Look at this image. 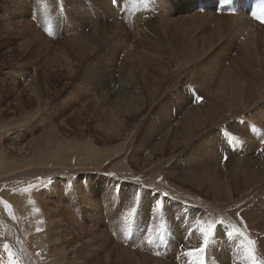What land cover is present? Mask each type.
Listing matches in <instances>:
<instances>
[{"label":"rangeland","instance_id":"1","mask_svg":"<svg viewBox=\"0 0 264 264\" xmlns=\"http://www.w3.org/2000/svg\"><path fill=\"white\" fill-rule=\"evenodd\" d=\"M177 2L0 0V264H8V252L17 264H175L180 251L198 249L193 243L203 240L202 228L217 222L225 234L233 226V184L220 215L208 207L219 193L208 189L211 179L203 175L217 167L206 151L218 125L202 112L192 117L180 99L196 106L201 93L216 92L215 79L205 73L212 65L220 68L217 84L230 65L237 74L236 57L257 72L256 53L244 47L264 50V41H246L225 21L216 27L221 16L211 15L213 6L199 14V0ZM158 8L163 20L156 18ZM143 9L153 16L148 28L134 26ZM146 67L158 86L152 98L140 85ZM161 69L164 80L156 73ZM232 118L233 130L250 131L244 136L260 132L238 120L243 116ZM160 129L162 144L153 135ZM215 155L232 180L236 170ZM185 168L203 169L196 172L203 180H184ZM258 200L263 203L264 193ZM257 248L245 247L254 258ZM204 251L203 264H244L246 254L238 240L223 256Z\"/></svg>","mask_w":264,"mask_h":264},{"label":"bare ground","instance_id":"2","mask_svg":"<svg viewBox=\"0 0 264 264\" xmlns=\"http://www.w3.org/2000/svg\"><path fill=\"white\" fill-rule=\"evenodd\" d=\"M177 1H178L177 3H179L181 5H183L184 2H186V0H177ZM199 2H201L202 4H204L207 7V4L210 2V0H199ZM199 2H197L196 5H198ZM119 4L120 3H118V5H117L118 8L121 7V6H119ZM160 7H162V6H160ZM209 8H211V5H209ZM112 10H113V8H111V12H112ZM158 11L159 12L156 14L157 15L156 18H158V17L161 18L160 16H163L164 13H163L162 9H160V8H158ZM144 12H146V13H144ZM113 13H114V10H113ZM141 14H144L145 17H141V15H138V13H137L136 17L134 16L135 17L133 19L134 20L133 21L134 26L139 27L141 25V26H146L148 28V26L151 25L152 22H154V21H152L153 16L149 15L147 13V9H143V12ZM212 14L215 15V13L213 11H212L211 15ZM200 17L202 18V16H198V18H200ZM214 19L216 20L217 18L214 17ZM217 20L220 21V23L222 21H225L226 24L227 23L231 24V26H233V27H231L230 25L229 26L231 27L232 30L239 29L242 32H244L245 37L246 36L248 37V38L246 37L247 38L246 41H248V39H250L249 37L254 38L258 42L264 41V26L253 23L252 21H250V19L248 18L247 15L221 16L220 19H217ZM218 21L217 22L215 21L216 22L215 25H217L216 27H218V25L223 26L222 23L218 24ZM112 24H113L112 26H115V28H118V19H116ZM221 27L219 29H221ZM227 28H228V26H227ZM229 28H228V30H231ZM225 30H226V28H225ZM219 32H222V30H220ZM232 33H233V31H232ZM151 35L153 36V39L156 41L157 40L156 36L153 34H151ZM239 37H241V36H239ZM102 38H104V37H102ZM158 39H159L160 43L163 41L162 37H158ZM161 46H160V48H161ZM245 49H247L249 52L256 53V69H257V72L254 71L255 66L253 63H251L249 61H245V59L242 56L236 57L235 58L236 60L234 59L235 60L234 62L236 64L237 74L235 75L234 69H233L232 65H230L228 67V70H226L223 73L224 75L222 76L221 83L217 84L216 80L218 77L216 78V76H217L216 74H217V71L220 70V68L212 65V68L211 69L207 68L208 70L205 73L209 74L210 80L215 79V80L211 81V87H213L214 84H215L214 88L218 85L216 88L217 89L216 92H213L212 95L201 93V95H200L201 101L196 106H190V100H187V98H183V99L179 98V99L182 100V102H185L187 105H189L188 107L190 108V110H187V113L189 114V111H191L192 117H195L197 112H202L205 116H208L210 125H214V126L218 125L215 128V132L213 133L212 137H210V139L208 140V145H210V147L207 148V151H206L207 153L211 152L210 158H212L214 160V162L216 163V164L214 163V166L217 165V167L215 166L213 168V170L211 171L212 172L211 175L208 174L209 173L208 171H207L208 172L207 174H203V175H205V177H208V179L209 178L211 179L209 181L212 184L209 183L208 189L210 191H218L219 196L215 200H213L211 202V205L209 204L210 206H208V207L211 210H214L215 212H217V214L221 215L224 212V207L227 206L226 200L231 201V199H232V195L228 194V192L230 190L229 186L232 184H233V187L235 188L234 194H236V196L238 197L236 202H234V203H236L235 207L232 206L231 211H230V218L229 219H230V222H232L233 226L231 228H229L225 234H223V229H225L224 225L223 226L220 225L221 226L220 227L219 225L216 224L217 222H213V223H215L213 226H211V228L213 230V235H212L213 238L209 241V244L205 249H207L208 252L212 256H223V253H224L226 247L230 243H233L235 240H238L243 247V252L246 253L244 258L242 259V263H244V264H257L258 259L264 260V200H263V203H261L262 201L258 200V197L264 193V151H260V149L264 148V143H262L263 140L260 141V136L264 137V111H262V108H261L263 100H264V95H263L264 94L263 93V90H264V50H260V48H256V47L250 48L247 46L244 47V50ZM177 55L173 54L171 56V58H175V57H177ZM165 56H166L165 54H162L160 57V60L165 59ZM200 56H199V58H201ZM168 58L170 59V56ZM160 63H161V61H160ZM162 68H163V66H162ZM140 71H141V77H142V79H141L142 83L140 85L143 87V91H145L147 94L146 98L155 97L156 93L158 92L157 91L158 86H157V83L155 81V78L152 76L151 73L148 72L147 67L142 68ZM164 72H165V69H161L159 72H156V73L159 74V76L161 78H163V80H164V78H165L164 74H163ZM244 72H247L248 75L244 76ZM220 74H221V72H220ZM136 85H134V86H136ZM141 86H140V88H141ZM152 87H156V88H152ZM131 90H133V89H131ZM138 90L141 92V90L138 89L137 87L134 88V91L138 92ZM135 95L142 97V93H141V95L140 94H135ZM142 99L143 98L140 99L141 102H142ZM127 107L129 109L135 107L134 102H131V105H129ZM136 110H139L138 104H137ZM250 111H254V112L250 113ZM238 116L244 117L243 119L240 118L238 120H243V121L245 120L246 123H248V124L250 123L249 125L251 128V132H253V133L256 131H260V132H257L256 134H254V136H251L252 135V133H251V135H250L251 137H250V136H244L243 131H247V133L249 132V134H250V131L245 130L243 128V126L241 127L243 131L236 130L237 128H235L233 130L234 125H232V121H231L233 119L232 117H234L236 119V117H238ZM182 127H183V125H182ZM238 127H240V126H238ZM161 129H163V128H161ZM161 129H160V132L155 131V133H157V134H155V133L153 134L154 137L161 136V140H160L159 144L161 143V141H164V139L166 137V135L163 134L164 131L162 132ZM182 133H183L182 134L183 136L188 137V135H186L183 130H182ZM255 136H256V138H254ZM148 139H145L146 144L148 143ZM149 142H150V140H149ZM163 146H164V144H163ZM253 151H255V152H253ZM215 154H223L224 159H222V160L227 161V163L225 164L226 167H228L229 169L232 167V169L236 170V175L234 177L235 179L233 178L235 181L234 183L232 182L233 179L231 180L230 177L228 178L226 176L224 169L222 167H218L219 165L216 161L221 160V159L217 158V156ZM144 155H145V158H149L151 155H153V151L144 152ZM160 163L161 162H155L156 165H158ZM153 165L151 167H153ZM198 165L200 167L202 164L199 163ZM188 169L189 170H187V168H185L186 171L183 169L185 172H183L181 174V178H183L184 180H187V181H190V180L192 182L195 181L198 185V183H200L203 180L204 176L202 177V175H200V173H196V172H198V171L204 172V170L200 169V170H197L195 172H192V171H190V168H188ZM154 171H155V169H154ZM187 175L193 176V178H188ZM198 189H199V191H201L200 190L201 188H198ZM222 192H225V194H223ZM183 200L186 203H188L187 202L188 199H186V200L183 199ZM259 207H262V208L260 209ZM1 210L8 213V210H7V207L5 206V204L4 205L1 204ZM219 211L221 213H219ZM212 212H209V213H212ZM222 216L225 218V215H222ZM22 219L24 220V218H22ZM27 219H29V218H27ZM24 222H26V221L24 220ZM31 223H32V221H31ZM22 225H25V224H22ZM25 228H26V230L28 229L27 226ZM236 231L238 233H235V235H234L233 233ZM19 232H21V231L19 230ZM249 241H251L252 243H249ZM201 243H202V241L197 240L196 243H193V245H195L197 248H200ZM244 246L246 248H248V246L249 247L251 246V248L258 247L257 250L260 253V255L256 251L257 254L254 253L255 255H257L256 258H254L252 256L249 257L248 253L246 252L247 249H245ZM123 249H122V253H124V251H125V250L123 251ZM229 251L230 250L228 249V252ZM185 252L180 251V253H177V256H176L177 259H176L175 264H203L201 254L207 253V252L203 251V252H200L198 255H195V256H187V255H185ZM120 253H121V251H120ZM221 258L225 259V257H221ZM145 259L146 258L143 257L144 263L146 262ZM233 264H237V263H233Z\"/></svg>","mask_w":264,"mask_h":264},{"label":"snow or ice","instance_id":"3","mask_svg":"<svg viewBox=\"0 0 264 264\" xmlns=\"http://www.w3.org/2000/svg\"><path fill=\"white\" fill-rule=\"evenodd\" d=\"M258 19V22L261 24H264V14L260 15L259 17H255ZM262 143H264V141H262ZM260 151H264V148L260 149ZM157 207H160V203L157 204ZM201 233L203 235V240L201 243V247L195 250H190L188 252L185 253V255L187 256H195L197 255V253L203 252L205 250V248L208 246L209 244V239L210 237L213 235V230L211 227L207 228V229H201ZM249 243H252L251 241H249ZM4 248L7 249L8 245L5 244ZM249 257H251L252 253L249 251L248 252ZM8 264H17V262L13 259L12 253L8 252Z\"/></svg>","mask_w":264,"mask_h":264}]
</instances>
